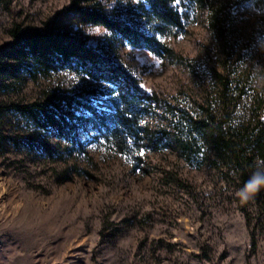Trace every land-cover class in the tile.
<instances>
[{"label": "rangeland", "instance_id": "rangeland-1", "mask_svg": "<svg viewBox=\"0 0 264 264\" xmlns=\"http://www.w3.org/2000/svg\"><path fill=\"white\" fill-rule=\"evenodd\" d=\"M128 1L0 0V46L16 27L43 30L57 20L157 94L139 144L124 153L90 129L80 130L82 146L72 144L7 108L73 92L83 79L0 70V134L8 138L0 149V264H264V188L247 202L236 195L264 179V11L219 0L225 34L197 10L186 33L166 39L172 52L156 56L125 41L107 48L103 25L66 10L75 2L136 19ZM201 122L221 124L243 159L252 153L247 175L201 138ZM189 132L198 139L186 150Z\"/></svg>", "mask_w": 264, "mask_h": 264}, {"label": "trees", "instance_id": "trees-1", "mask_svg": "<svg viewBox=\"0 0 264 264\" xmlns=\"http://www.w3.org/2000/svg\"><path fill=\"white\" fill-rule=\"evenodd\" d=\"M237 1L250 2L264 11V0ZM128 5V12L136 19L127 15L114 17L75 2L66 10L80 23L103 25L109 32L107 48L125 41L131 47L145 48L156 56L172 52L166 39L186 33L197 10L204 11L209 25L220 34H225L227 28V11L219 0H129ZM12 34L13 40L0 46V70L12 75L24 70L34 78L37 73L47 75L64 71L85 82L73 92L54 94L43 101L7 105L13 114L79 146L83 145L80 130L85 133L88 129L97 139L124 153L129 152L132 145L139 144L143 130L141 119L157 94L148 91L133 71L114 59L103 46L87 43L63 29L57 20L46 23L43 30L25 31L16 27ZM88 80L95 84L87 83ZM2 110L0 108V112ZM216 126L209 127L201 122V138L213 141L221 156L227 155L236 161L247 175L252 153L243 159L237 146L226 138L228 131L221 124ZM191 137L198 139L192 132L185 140L181 139L186 150L192 149ZM7 140L6 135L0 134V149ZM260 141L255 136V141L250 143L252 151L260 148ZM38 143L49 154L54 151L47 141Z\"/></svg>", "mask_w": 264, "mask_h": 264}, {"label": "clouds", "instance_id": "clouds-1", "mask_svg": "<svg viewBox=\"0 0 264 264\" xmlns=\"http://www.w3.org/2000/svg\"><path fill=\"white\" fill-rule=\"evenodd\" d=\"M261 188H264V179H260L258 176L247 181L244 186L236 193L241 202H247L253 196H255Z\"/></svg>", "mask_w": 264, "mask_h": 264}]
</instances>
